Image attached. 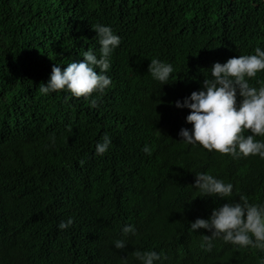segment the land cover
Returning a JSON list of instances; mask_svg holds the SVG:
<instances>
[{
    "label": "trees",
    "instance_id": "1",
    "mask_svg": "<svg viewBox=\"0 0 264 264\" xmlns=\"http://www.w3.org/2000/svg\"><path fill=\"white\" fill-rule=\"evenodd\" d=\"M96 23L120 37L110 85L88 100L41 94L54 64L88 48L99 57ZM256 47L264 50V0H0V264H122L109 253L126 224L137 228V250L161 255L154 264H264V250L221 238L206 250L209 232L189 229L241 194L264 202V159L185 144L178 132L191 129V110L174 103L202 87L214 62ZM151 58L172 65L169 82L151 78ZM248 79L258 88L264 70ZM105 134L111 143L96 155ZM204 168L232 195L193 198ZM200 239L210 258L192 245Z\"/></svg>",
    "mask_w": 264,
    "mask_h": 264
},
{
    "label": "clouds",
    "instance_id": "2",
    "mask_svg": "<svg viewBox=\"0 0 264 264\" xmlns=\"http://www.w3.org/2000/svg\"><path fill=\"white\" fill-rule=\"evenodd\" d=\"M91 27L95 30L99 44V57L88 48L80 53L82 59L73 60L63 68L54 64L47 81L39 85L41 94L64 90L73 97L83 96L88 100L90 94L102 93L110 85L111 78L105 73L110 67L109 57L119 45L120 37L109 25L96 23ZM209 69L210 73L208 77L204 76L199 90H193L182 102L179 99L174 102L176 107L191 110L185 117L191 129L182 127L178 132L180 140L233 157L251 154L264 159V140L255 138L264 137V82L257 81V88L250 86L248 79L264 70V50L256 47L254 54L233 56L222 63L214 62ZM147 72L153 80L163 85L169 82L173 67L167 62L151 58ZM89 106L96 107L95 98L89 100ZM245 130L250 134L243 135ZM110 143V137L105 134L95 144V154L103 155ZM141 150L151 154L148 144ZM218 178L205 168L204 172L195 173L191 184L197 190L189 188L193 198L199 195L220 199L231 196L232 184ZM194 219L190 221V230L206 229L209 232L201 245L206 250L212 247L211 241L215 238L241 248L251 246L264 250V202L249 204L246 196L241 194L239 201L223 203L214 207L207 218L197 216ZM71 224L72 218L69 217L67 221H60L57 227L63 230ZM136 231L135 225L126 224L122 227L124 235L121 233L114 240L109 259L122 264H138L135 259L140 264H154L161 259L155 250H137ZM194 242H191L194 248L210 258L209 251L198 247L202 240Z\"/></svg>",
    "mask_w": 264,
    "mask_h": 264
}]
</instances>
